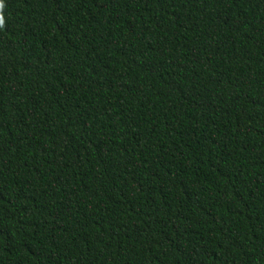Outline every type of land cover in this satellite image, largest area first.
Segmentation results:
<instances>
[{"label": "trees", "instance_id": "16d2710c", "mask_svg": "<svg viewBox=\"0 0 264 264\" xmlns=\"http://www.w3.org/2000/svg\"><path fill=\"white\" fill-rule=\"evenodd\" d=\"M0 264H264V0H2Z\"/></svg>", "mask_w": 264, "mask_h": 264}, {"label": "clouds", "instance_id": "9594fccd", "mask_svg": "<svg viewBox=\"0 0 264 264\" xmlns=\"http://www.w3.org/2000/svg\"><path fill=\"white\" fill-rule=\"evenodd\" d=\"M3 8V3H2V0H0V9ZM4 16L2 14H0V27H3L4 26Z\"/></svg>", "mask_w": 264, "mask_h": 264}]
</instances>
